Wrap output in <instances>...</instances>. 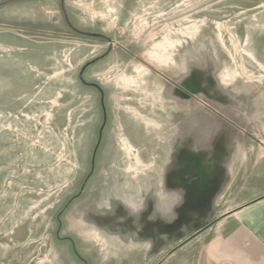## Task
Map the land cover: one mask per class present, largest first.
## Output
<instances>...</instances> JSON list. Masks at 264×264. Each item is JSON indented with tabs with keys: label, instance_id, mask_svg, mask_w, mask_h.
Masks as SVG:
<instances>
[{
	"label": "rangeland",
	"instance_id": "rangeland-1",
	"mask_svg": "<svg viewBox=\"0 0 264 264\" xmlns=\"http://www.w3.org/2000/svg\"><path fill=\"white\" fill-rule=\"evenodd\" d=\"M243 133L264 146V0H0V264H208V234L149 253L120 199L200 176L152 173L144 136L180 166Z\"/></svg>",
	"mask_w": 264,
	"mask_h": 264
},
{
	"label": "crops",
	"instance_id": "crops-1",
	"mask_svg": "<svg viewBox=\"0 0 264 264\" xmlns=\"http://www.w3.org/2000/svg\"><path fill=\"white\" fill-rule=\"evenodd\" d=\"M176 135L143 137L147 149L152 148V173L166 174L175 167L177 174L199 172L200 176L193 177L191 183L187 180L185 186L182 177L177 183L159 181L153 185L152 189L164 185L168 191H181L183 203L176 208L174 221L157 218L149 227L153 237L149 253L160 256L163 245L177 250L179 245L208 234V264H264V146L256 141L250 144L254 141L250 133L234 138L228 147L220 137L215 150L181 154L179 166ZM237 142L244 144L237 147ZM186 177L189 179V174ZM154 206V198L146 200V209L136 218L139 232L146 227L142 216L152 215Z\"/></svg>",
	"mask_w": 264,
	"mask_h": 264
},
{
	"label": "clouds",
	"instance_id": "clouds-1",
	"mask_svg": "<svg viewBox=\"0 0 264 264\" xmlns=\"http://www.w3.org/2000/svg\"><path fill=\"white\" fill-rule=\"evenodd\" d=\"M151 194L155 199V206L152 215L149 219L155 220L157 218L163 219L165 222L171 223L176 219V208L183 203V193L181 191H168L164 185H157L140 199H134L131 202L120 199L130 210L131 214L139 215L146 209V198ZM100 210L108 209L110 206H98Z\"/></svg>",
	"mask_w": 264,
	"mask_h": 264
}]
</instances>
